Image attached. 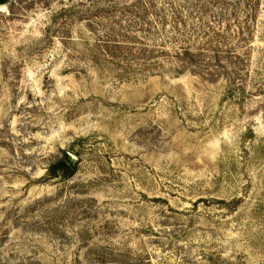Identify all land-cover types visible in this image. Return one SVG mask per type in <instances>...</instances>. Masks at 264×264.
I'll use <instances>...</instances> for the list:
<instances>
[{
	"label": "rangeland",
	"instance_id": "1",
	"mask_svg": "<svg viewBox=\"0 0 264 264\" xmlns=\"http://www.w3.org/2000/svg\"><path fill=\"white\" fill-rule=\"evenodd\" d=\"M0 264H264V0H0Z\"/></svg>",
	"mask_w": 264,
	"mask_h": 264
},
{
	"label": "trees",
	"instance_id": "2",
	"mask_svg": "<svg viewBox=\"0 0 264 264\" xmlns=\"http://www.w3.org/2000/svg\"><path fill=\"white\" fill-rule=\"evenodd\" d=\"M49 169L52 173L59 169L64 175H70L73 167L70 168V165L67 164L65 161L59 160L50 165Z\"/></svg>",
	"mask_w": 264,
	"mask_h": 264
},
{
	"label": "water",
	"instance_id": "3",
	"mask_svg": "<svg viewBox=\"0 0 264 264\" xmlns=\"http://www.w3.org/2000/svg\"><path fill=\"white\" fill-rule=\"evenodd\" d=\"M64 154H65L67 160H68L71 164H73V163L76 161V156H75L74 154H72V153H70V152H68V151H65Z\"/></svg>",
	"mask_w": 264,
	"mask_h": 264
}]
</instances>
